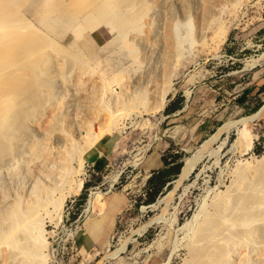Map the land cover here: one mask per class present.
I'll return each mask as SVG.
<instances>
[{"label":"rangeland","instance_id":"obj_1","mask_svg":"<svg viewBox=\"0 0 264 264\" xmlns=\"http://www.w3.org/2000/svg\"><path fill=\"white\" fill-rule=\"evenodd\" d=\"M36 1L27 0L25 8H33ZM133 8L143 14L139 20L130 16V28L111 31L100 23L92 32L96 42L82 37L78 50L89 57L92 72L111 77L115 85L143 64L144 50L129 29L138 26L147 36L146 29L155 28L148 35L149 52L161 66L157 77L149 76L156 78L159 90L167 89L164 103L157 106L159 90L140 92V99L120 105L109 116L107 105L85 107L80 100L70 119L48 118L56 102L49 107L46 103L27 126L31 136L50 130V145L62 142V134L83 121L91 130L81 151L84 158L74 164L80 166L76 178L82 185L72 179L63 189L68 194L63 206L51 207L44 219L46 264H182L191 235L181 229L184 223L201 210L199 217L211 216L218 196L230 194L231 206L251 187L264 190V174L258 170L264 161V0H132L127 7L131 15ZM174 28L177 45L171 48L165 37L171 38ZM53 82L56 95L61 84ZM71 83L70 90H76ZM167 107L170 112H165ZM205 140L209 143L201 160L180 180L185 158ZM153 145L161 146L171 171L150 178ZM99 204L101 210L95 208ZM257 224L258 234L264 235V223Z\"/></svg>","mask_w":264,"mask_h":264},{"label":"bare ground","instance_id":"obj_2","mask_svg":"<svg viewBox=\"0 0 264 264\" xmlns=\"http://www.w3.org/2000/svg\"><path fill=\"white\" fill-rule=\"evenodd\" d=\"M26 3L27 0H0V264H46L47 257L42 250L47 244L44 219L51 207L58 210L63 206L68 195L63 189L72 179L82 185L76 178L80 166L77 168L74 164L83 160L81 151L90 140L87 122L62 134V142L50 145V130L41 129L40 137L28 133L27 126L31 127L34 116L56 102L52 115L46 116L70 119L69 113L80 100L85 102V107L96 102L107 105L111 116L120 105L137 100L140 92L159 90L156 78L149 76L156 73L157 77L161 66L157 64L158 56L149 52L148 35L154 33L153 27H147V36L137 30L138 26L132 25L129 29L132 39L144 50L143 64L133 71L125 67L130 70L128 79H118L115 85L111 77L92 72L89 57L78 50V40L82 37L96 42L92 32L100 23L114 31L117 27L130 28V16L139 20L143 14L139 9L133 8L132 15L127 11L132 0H39L31 9L25 8ZM170 36L165 37L170 41L166 46L170 47L171 43V48H176L175 28ZM69 73H73L75 80ZM54 80L61 84L56 95H52ZM90 80L92 84L88 86ZM72 81L77 88L71 91L68 85ZM166 93L167 89L160 88L157 106L164 103ZM72 115L79 117L77 113ZM76 132H79L78 140ZM209 140L185 158L180 180L201 160L202 148ZM258 168L264 174V161ZM247 190L235 197L231 206L230 194L216 197L211 216L199 217L201 210L181 226L191 231L182 264H264V235L258 234L255 225L264 223V190L256 187ZM102 207V204L95 205L98 210ZM244 245L246 251H240ZM250 255L255 258L251 259Z\"/></svg>","mask_w":264,"mask_h":264},{"label":"crops","instance_id":"obj_3","mask_svg":"<svg viewBox=\"0 0 264 264\" xmlns=\"http://www.w3.org/2000/svg\"><path fill=\"white\" fill-rule=\"evenodd\" d=\"M149 154H150V158H151L152 164H153V166H152L153 173H157L158 171L168 167V165L165 164V162H164L161 146H159V145L154 146L153 145L151 147V149L149 150ZM116 200L111 201V204L109 205V207L113 206L115 204Z\"/></svg>","mask_w":264,"mask_h":264},{"label":"trees","instance_id":"obj_4","mask_svg":"<svg viewBox=\"0 0 264 264\" xmlns=\"http://www.w3.org/2000/svg\"><path fill=\"white\" fill-rule=\"evenodd\" d=\"M180 104H178L177 105V108H180ZM171 110L170 109H168V107L165 109V112H170ZM165 164H168L167 162H165ZM181 163H179V165H180ZM171 171V168L170 167H167V168H164V169H162L161 171H159V172H161V173H164V174H167V173H169ZM175 173H177V172H175ZM154 175H155V173H153L151 176H150V178H153L154 177ZM162 186L164 185L163 183L161 184ZM83 198H84V195H83ZM150 201H153V198H150V200H149V202Z\"/></svg>","mask_w":264,"mask_h":264},{"label":"water","instance_id":"obj_5","mask_svg":"<svg viewBox=\"0 0 264 264\" xmlns=\"http://www.w3.org/2000/svg\"><path fill=\"white\" fill-rule=\"evenodd\" d=\"M171 182H167V185H169Z\"/></svg>","mask_w":264,"mask_h":264}]
</instances>
